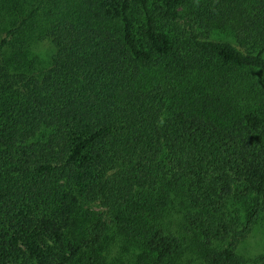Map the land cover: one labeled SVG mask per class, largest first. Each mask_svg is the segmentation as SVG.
I'll return each instance as SVG.
<instances>
[{"label": "trees", "instance_id": "trees-1", "mask_svg": "<svg viewBox=\"0 0 264 264\" xmlns=\"http://www.w3.org/2000/svg\"><path fill=\"white\" fill-rule=\"evenodd\" d=\"M59 2L0 0V264H264V0Z\"/></svg>", "mask_w": 264, "mask_h": 264}, {"label": "rangeland", "instance_id": "rangeland-1", "mask_svg": "<svg viewBox=\"0 0 264 264\" xmlns=\"http://www.w3.org/2000/svg\"><path fill=\"white\" fill-rule=\"evenodd\" d=\"M64 0H60L62 2ZM59 2V3H60ZM63 3V2H62ZM61 3V4H62ZM48 2H46V6L43 8V10H40L38 17L41 19L48 14L46 12V7ZM63 5V4H62ZM64 7V6H63ZM61 11L60 9H58ZM217 36L225 37L227 32H223L222 30H217L215 32ZM53 51L51 42L49 39H41V40H34L31 43V55L35 57L36 59V65L38 66H45L48 63L49 57ZM240 71L246 76L247 81L252 82L253 80H260L262 83H264V73L260 71H253L251 69H240ZM226 72V71H224ZM205 81V82H204ZM204 84H202L204 87L205 85H209L206 82V78L203 79ZM206 83V84H205ZM212 91V90H211ZM181 211L175 206V210H171L168 215H165L164 217V225L171 231H175L178 235H184L185 230L183 229L182 223V215ZM264 251V212L260 215V218L258 219L257 223L252 228L251 232L239 243L237 246V252L245 257H254L255 255L262 253ZM110 252L112 255H115L119 253V247L118 245L113 247H110ZM182 258L176 262L177 264H192L190 263V260L194 258L190 250L183 252ZM190 257V258H189ZM189 258V259H188ZM175 263V264H176ZM195 264V262H193ZM244 264H255L252 262L244 263ZM259 264V263H258Z\"/></svg>", "mask_w": 264, "mask_h": 264}]
</instances>
